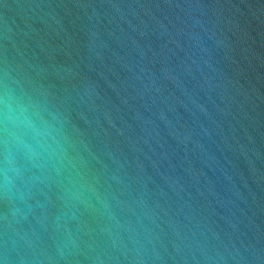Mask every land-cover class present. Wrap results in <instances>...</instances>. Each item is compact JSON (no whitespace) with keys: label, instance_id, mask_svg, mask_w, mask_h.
<instances>
[{"label":"water","instance_id":"obj_1","mask_svg":"<svg viewBox=\"0 0 264 264\" xmlns=\"http://www.w3.org/2000/svg\"><path fill=\"white\" fill-rule=\"evenodd\" d=\"M0 264H264V0H0Z\"/></svg>","mask_w":264,"mask_h":264}]
</instances>
